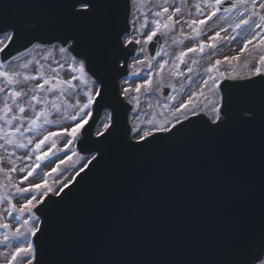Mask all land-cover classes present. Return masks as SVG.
I'll return each instance as SVG.
<instances>
[{"label":"snow or ice","instance_id":"6c2138e0","mask_svg":"<svg viewBox=\"0 0 264 264\" xmlns=\"http://www.w3.org/2000/svg\"><path fill=\"white\" fill-rule=\"evenodd\" d=\"M187 3L188 0H129L132 18L126 21L124 28L120 27L117 14L119 0H21L4 5L0 12V55L4 56L0 60V141H3L0 149L5 152L9 146L27 149L34 143L37 155L33 164L19 169L14 165L6 170L0 168V174L8 177L16 195L24 198L17 207L11 195L0 194V205H7L0 208V230H3L0 231V264H61L53 259L52 248L62 202L110 153L121 150L142 155L154 150L161 142L215 135L234 126L248 128L258 120L264 123V102L258 108L250 99L258 87L264 89V0H194L197 19L186 17L184 5ZM137 4L152 7L143 12L137 9V15L131 11ZM225 4L228 7H223ZM9 9L22 11L10 15ZM221 9L225 13L235 12L236 16L218 15ZM214 18L219 30L208 37L209 42L199 41L181 50L174 57L173 67L185 64L187 72L192 73L191 65L198 61L192 59L190 64L186 63L188 54H203L206 48L215 54L217 44L211 41L223 39L221 32L228 33L229 29L236 35L227 39L242 45L239 54L209 63L198 81L186 77L192 83L183 89L186 99L182 102H176L175 94L166 95V100L173 103H165L162 107L168 109L171 119L148 118V114L140 110V95L142 91L148 95L152 89V64L148 62L149 70L142 76L140 72H132V76L141 82L131 87L122 74L145 62L132 53H144V45L155 43L159 36L174 33L177 26L184 35V24L199 35ZM229 20L232 22L227 23ZM220 21L226 22L227 27ZM132 33L141 38L134 39ZM173 42H178L175 37ZM129 45L140 47L129 49ZM17 46L23 50L13 54ZM54 51L63 62L54 61L55 67L50 63L46 68L42 60H48ZM245 52L253 58L245 60L250 65L248 74L239 76L221 70L222 64L239 61ZM18 61L20 63H16ZM167 63V60L159 62L157 73L162 72ZM48 70L51 75L46 76ZM61 70L69 73L68 79L60 77ZM169 74L176 75L175 72ZM183 74L181 71L180 75ZM57 84L60 85L58 94ZM163 86L158 84L155 90L160 91ZM170 87L174 93L177 91L174 86ZM191 87L196 90H188ZM45 94L56 99L81 97L67 105L72 109L71 113L62 115L71 121L68 127L44 133V124L60 123L49 119L52 113L45 107L49 104ZM128 105L132 107L128 108ZM52 107L58 106L53 102ZM101 108L105 110L102 118ZM29 112L32 115H28ZM129 112L135 115L129 116ZM57 115H60L58 111ZM194 117L198 118L195 123ZM41 120L43 124L39 123ZM97 123L102 128H97ZM93 129L95 140L91 138ZM26 132L39 133L41 138L26 137ZM58 140L64 142L63 159L52 152ZM49 141L51 144L44 151ZM73 143L86 145L81 151L87 152L88 156L81 157L77 165L72 166L74 175L54 181L56 186L53 187L48 177L67 171L61 166L71 160L68 151ZM50 153L55 160L51 159ZM72 154L77 153L72 150ZM26 158L31 159V154ZM43 161L54 163L55 167L44 172L38 183L29 182ZM3 163L4 157L0 156V165ZM17 171L21 174L19 185L23 186L11 180V173ZM7 218L16 222L15 227L6 222ZM223 264H264V226L258 243H246Z\"/></svg>","mask_w":264,"mask_h":264},{"label":"water","instance_id":"95a60500","mask_svg":"<svg viewBox=\"0 0 264 264\" xmlns=\"http://www.w3.org/2000/svg\"><path fill=\"white\" fill-rule=\"evenodd\" d=\"M16 2L0 0V12ZM119 5L124 28L129 0ZM161 45L158 37L152 56ZM250 99L259 108L264 89ZM82 147L79 154L88 156ZM62 207L52 248L61 264H223L246 243H258L264 226V123L161 142L142 155L114 151Z\"/></svg>","mask_w":264,"mask_h":264},{"label":"rangeland","instance_id":"374dc122","mask_svg":"<svg viewBox=\"0 0 264 264\" xmlns=\"http://www.w3.org/2000/svg\"><path fill=\"white\" fill-rule=\"evenodd\" d=\"M194 5V0H188L187 5H184V11L186 14V17L188 19H197L199 18ZM152 7V5H148L147 7L143 4H137L133 7L132 12H136L137 15H139V12L147 11V8ZM137 9H139V12H137ZM204 11H207V8L204 9ZM188 13H191V15H187ZM218 15L223 16H231L235 17L236 13H225V12H219ZM132 18V17H131ZM232 21L229 20L227 23H231ZM139 23V22H138ZM217 23L216 18L213 19L212 22H209V26L203 28L200 31V34L197 35L196 32H194L192 29L188 27L187 24H184L183 32L184 35L180 34V26H177V29L174 33H169L167 36H163V51H161V54L157 59H151L147 54V45H144L145 52L142 53L139 59L144 60L145 62L139 65H136L132 68V72H140L141 76L145 71H148V62L152 64V89L150 90V94L145 95L142 91L140 95V110L148 114V118H155L157 121H163L166 118L171 119L170 113L168 109H165L162 107L165 103H173L172 101L166 100L165 90L169 92L168 94H175L176 95V102H182V99H186V94L183 92V89L186 86L191 85L192 81L189 79H186V77L191 76L195 80H199L201 76L204 74V69L207 67V65L211 62H214L216 59L222 58L224 56H234L239 54V49L242 46L239 42H232L227 39L229 36H235L236 33L232 31V29L228 30V33L221 32V37L223 39H219L216 41H211L212 43L217 44V48L214 50L215 54H213L212 51L205 49V52L203 54L197 52V53H189L188 57L185 58L186 63L190 64L192 59H196L198 61L197 64L191 65L193 67V72L188 73L186 70L185 64H179V68H174V57L179 54L181 50H185L189 47H192L193 44H198L199 41H205L206 43L208 41V37L212 36L214 34V31H218L219 29L215 27V24ZM220 24H222L224 27H227V23L224 21H220ZM198 28L200 26H197ZM145 35L147 34V29L144 30ZM133 38H141L137 33H132ZM173 37H175V40L178 41L176 43L173 42ZM239 40V37H237V41ZM165 53H167L165 55ZM33 55H36V53H33ZM30 58V57H29ZM37 58H40L37 56ZM246 58L248 60H252L253 58L248 55V52H245L239 61H233L231 64H222L221 70L225 72H231L234 75H240L245 76L249 73L250 65L245 63ZM60 61L63 62V58L59 55L57 51L53 52V55L49 57L48 60H42V63L47 68V65L50 63L55 67L54 61ZM162 60H167L168 63L163 69L162 72L157 73V66L158 63ZM20 63V61L16 62ZM175 63H179L178 61H175ZM181 71H183V75H180ZM170 72H175L176 75H170ZM45 75H51L50 70L45 72ZM60 77L62 79H68L69 73L66 71L61 70L59 73ZM131 87H135V84L138 82H141V80L137 77L132 76L129 79ZM158 84H163L164 86L160 89V91H156V87ZM170 85L174 86L177 90L175 93L173 92V88L170 87ZM57 88V94L58 90L60 88V85H56ZM188 90L194 91L196 90L195 87H191ZM48 95V94H45ZM81 98V97H69L65 98L61 96L59 99H56L54 96L48 95L49 104L46 107L47 111L52 113L49 116L50 120H59V125H53V124H44L43 125V131L46 134L47 131H56L58 127H68L71 123L70 120L62 118L63 113H71L72 109L68 107L67 105L69 103L75 102V99ZM55 103L58 107L53 108L52 103ZM149 104H151V107L149 108ZM39 105L37 106V110H39ZM57 111L60 113V115H57ZM28 115H32L31 112L27 113ZM135 115V113H134ZM133 116V115H132ZM144 120V117H141V121ZM15 123V122H14ZM39 123L43 124V121H39ZM8 127L7 125L5 126ZM98 128H102V125L99 124ZM25 136H31L34 140L41 138L39 133L33 132V133H25ZM13 139H17V137H13ZM3 141H0L2 143ZM51 142L49 141V144L45 146L43 149L44 151L47 150V147L50 146ZM34 143L32 145H29L27 149H19V148H12L8 147L7 152L0 149V156L4 157V163L0 165V168L8 169L9 167H12L13 165L19 169L20 167L25 166L26 164H33L35 162V158L37 153L34 151ZM68 155L71 156V160L68 161L67 165H62L61 168H67V171L63 172V175L59 174H53L48 177V182L53 184V187L56 186L54 181L63 180L68 176L74 175L73 172V165H77L78 161H80L81 156L78 154L73 155L72 150L76 151V143H73L69 146ZM53 153H57L61 159L64 158V142L61 140H58L55 147L52 148ZM8 153H12L11 155H8ZM31 154V159H27L26 157ZM52 160H55L56 157L52 156L51 153L49 154ZM19 157V159H18ZM41 166L36 170V173L34 174V178L30 177L29 182L31 183H38L42 178L43 174L46 171H50L51 168L55 167L54 163H49L48 161L40 162ZM20 173L13 172L11 173V180L12 182L19 185V177ZM23 186V185H19ZM0 194H3L5 196L11 195L14 202L17 204V207H19L20 203L23 201L22 196H17L15 193V188L12 187V185L8 182V177L4 174H0ZM7 205H0V208L6 207ZM6 222L13 224V227H15L14 221H12L11 218H7ZM3 231V230H0ZM2 238V237H0Z\"/></svg>","mask_w":264,"mask_h":264}]
</instances>
